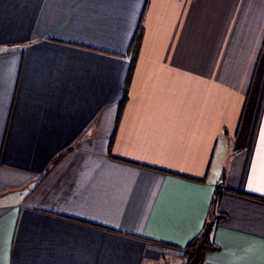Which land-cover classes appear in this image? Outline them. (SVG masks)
I'll return each instance as SVG.
<instances>
[{"label":"crops","instance_id":"1","mask_svg":"<svg viewBox=\"0 0 264 264\" xmlns=\"http://www.w3.org/2000/svg\"><path fill=\"white\" fill-rule=\"evenodd\" d=\"M220 187L264 264V0H0V264H181Z\"/></svg>","mask_w":264,"mask_h":264},{"label":"trees","instance_id":"2","mask_svg":"<svg viewBox=\"0 0 264 264\" xmlns=\"http://www.w3.org/2000/svg\"><path fill=\"white\" fill-rule=\"evenodd\" d=\"M143 35H144V31L141 23L136 31L134 40L132 41V44L130 46V53L132 55V61H131L132 65L130 71L133 70L135 62L138 59L142 40H143ZM127 86H128V82H127ZM127 91L128 89H126L125 99H127ZM126 103L127 100H124V102L120 104V106L123 107L125 106ZM121 113H122V108L119 115H121ZM119 119L120 117L118 118V121ZM226 191L227 190L226 189L224 190L222 187L217 188L215 190L210 217L208 221H206L202 232L197 237H195L184 249V254L181 258L182 260L181 264H205L206 256L209 253L215 252L217 250L212 240V234L216 227V223L220 218L216 215L218 206L222 198V195Z\"/></svg>","mask_w":264,"mask_h":264},{"label":"rangeland","instance_id":"3","mask_svg":"<svg viewBox=\"0 0 264 264\" xmlns=\"http://www.w3.org/2000/svg\"><path fill=\"white\" fill-rule=\"evenodd\" d=\"M173 264H180V258L175 259Z\"/></svg>","mask_w":264,"mask_h":264}]
</instances>
